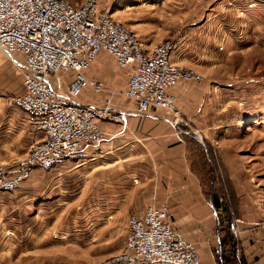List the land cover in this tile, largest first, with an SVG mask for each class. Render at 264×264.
<instances>
[{
    "label": "crops",
    "instance_id": "1",
    "mask_svg": "<svg viewBox=\"0 0 264 264\" xmlns=\"http://www.w3.org/2000/svg\"><path fill=\"white\" fill-rule=\"evenodd\" d=\"M125 1L128 6L132 0ZM102 8L114 16L110 8ZM216 25L210 34L216 28L218 33L224 30V22ZM147 34L140 30L138 37L147 51L164 42ZM186 38L177 39L173 61L206 80L182 82L172 94L190 126L205 131L213 141L218 131L223 132L221 161L230 187L225 198L211 200L204 191L193 157L199 145L179 134L170 114L155 108L140 113L136 103L124 97L129 71L101 52L86 75L102 82L104 91L94 94L88 89L78 102L103 108L110 100L120 121L101 123L103 141L89 149L86 161L68 162L48 172L35 169L16 191L0 194V264L101 263L122 252L130 216H143L149 207H167L173 227L195 245L206 264H264V154L235 148L240 140L242 150L248 129L255 131L256 141L264 132V79L259 77L247 89L241 82L236 85L232 74H208L206 67L211 66L202 58L210 62L219 53L208 49L212 54H202V48H195L200 42ZM230 43L222 51L231 55L257 50L256 63H262L264 43ZM190 46L195 49L190 51ZM23 64L22 55L0 56V95L25 93L19 69ZM73 77L55 75L51 84L65 93ZM219 81L224 82L221 89ZM252 94L248 101L253 106L243 105ZM234 131L238 139L232 136ZM43 136L20 109L0 104V164L19 170Z\"/></svg>",
    "mask_w": 264,
    "mask_h": 264
},
{
    "label": "built area",
    "instance_id": "2",
    "mask_svg": "<svg viewBox=\"0 0 264 264\" xmlns=\"http://www.w3.org/2000/svg\"><path fill=\"white\" fill-rule=\"evenodd\" d=\"M99 1L76 5L70 0H0V49L24 57L19 69L25 93L10 102L44 135L19 170L0 165V194L16 191L35 169L48 172L68 162L86 161L89 149L103 141L101 123L120 121L110 100L103 108L78 102L88 89L94 94L104 91L102 82L86 75L101 52L129 71L124 97L134 101L140 113L155 108L170 114L180 135L207 149L206 137L186 123L172 94L180 83H202L204 76L175 64V40L145 50L137 35L115 21ZM68 73L74 77L65 93H59L51 78ZM128 225L122 252L100 264H206L195 245L173 227L167 207L131 215Z\"/></svg>",
    "mask_w": 264,
    "mask_h": 264
},
{
    "label": "rangeland",
    "instance_id": "3",
    "mask_svg": "<svg viewBox=\"0 0 264 264\" xmlns=\"http://www.w3.org/2000/svg\"><path fill=\"white\" fill-rule=\"evenodd\" d=\"M70 1L80 5L85 0ZM112 1L116 0H103V2L100 0V7L110 8V13L114 15L112 18L129 28L137 37L141 36L140 30H143L148 33V36L151 34L152 37L164 41H177L182 37H187L186 41L189 43L199 41L200 43L196 44L195 48L197 46L204 48V50H200L202 54L209 52L212 54L213 49H216L219 55L216 60L210 61L211 64L206 62L207 58L201 60L204 65L211 66L206 67L208 74L212 76L232 74L234 75L233 82L236 85L241 82L247 89L253 88L259 77L264 79V59L262 63L259 61L256 63L257 50H248L242 53L232 51L231 55L228 50L222 51L226 43L232 45L230 42L240 46L250 42L257 43V41L264 43V0H132L128 6L125 0H118L114 3ZM215 22H224L222 33H218L216 28L215 34L213 32L210 34V27L213 31L217 26ZM189 49L192 50L191 46ZM208 49L212 51H208ZM0 56L6 59L12 57L2 49H0ZM214 64L217 67H214ZM223 84L224 82L221 81L216 83L220 89ZM11 98L13 96L0 95V104L13 107L10 102ZM250 99L253 100V94L243 102V105L253 106V102L248 101ZM204 132L202 133L208 141V147L207 149L200 147L193 149L194 164L196 163L202 172L204 191L211 200H215V197L225 198V192L230 187L229 181L223 175L221 161L223 132L218 131L214 137L215 141ZM238 134V131H234L232 136L238 139ZM255 138V131L248 129V134H243L242 137V150H239L240 140H236L238 141L235 144L236 152L264 154V132L262 131L257 141Z\"/></svg>",
    "mask_w": 264,
    "mask_h": 264
}]
</instances>
